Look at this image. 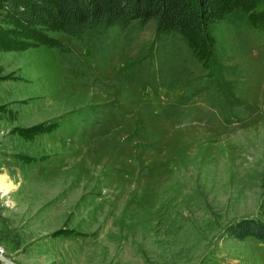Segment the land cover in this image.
<instances>
[{"label":"rangeland","instance_id":"374dc122","mask_svg":"<svg viewBox=\"0 0 264 264\" xmlns=\"http://www.w3.org/2000/svg\"><path fill=\"white\" fill-rule=\"evenodd\" d=\"M263 13L261 0L214 25L208 61L154 20L50 30L57 45L24 48L4 46L24 37L0 22L7 256L264 264V239L229 229L244 217L264 222Z\"/></svg>","mask_w":264,"mask_h":264},{"label":"trees","instance_id":"16d2710c","mask_svg":"<svg viewBox=\"0 0 264 264\" xmlns=\"http://www.w3.org/2000/svg\"><path fill=\"white\" fill-rule=\"evenodd\" d=\"M261 0H0V22L16 26L24 39L6 37L7 48L57 45L50 30L80 32L87 27H129L133 22L145 26L154 20L158 33L176 32L185 36L197 57L212 56L216 38L212 27L229 12L242 8L251 11ZM264 14V13H263ZM262 15V14H260ZM257 16L256 20H260ZM264 22V17L262 18ZM0 29L1 26H0ZM22 41L25 42L23 45ZM233 237L264 239V222L244 217L230 227Z\"/></svg>","mask_w":264,"mask_h":264},{"label":"crops","instance_id":"0c3cea01","mask_svg":"<svg viewBox=\"0 0 264 264\" xmlns=\"http://www.w3.org/2000/svg\"><path fill=\"white\" fill-rule=\"evenodd\" d=\"M30 252H31L30 250L21 251V253L19 254L20 255L19 258L12 257L11 259L14 260L15 262H18L19 264H35L36 258L34 259V257L30 255ZM51 253L52 251H47L46 253H43V255H40L41 260H44ZM0 264H3V263H0Z\"/></svg>","mask_w":264,"mask_h":264},{"label":"water","instance_id":"95a60500","mask_svg":"<svg viewBox=\"0 0 264 264\" xmlns=\"http://www.w3.org/2000/svg\"><path fill=\"white\" fill-rule=\"evenodd\" d=\"M0 217H1V213H0ZM0 262L3 264H19L18 262H15L11 258H9L7 255L1 253H0Z\"/></svg>","mask_w":264,"mask_h":264},{"label":"bare ground","instance_id":"6f19581e","mask_svg":"<svg viewBox=\"0 0 264 264\" xmlns=\"http://www.w3.org/2000/svg\"><path fill=\"white\" fill-rule=\"evenodd\" d=\"M1 184H2V183H1ZM0 187H1V189L4 190V191L6 190V192H8V191L10 190V189H9V184H6V183L0 185Z\"/></svg>","mask_w":264,"mask_h":264},{"label":"built area","instance_id":"2783aa9c","mask_svg":"<svg viewBox=\"0 0 264 264\" xmlns=\"http://www.w3.org/2000/svg\"><path fill=\"white\" fill-rule=\"evenodd\" d=\"M0 249L3 250V251H0V253L6 255V251H5V249H4L3 247H1V246H0ZM0 263H1V262H0Z\"/></svg>","mask_w":264,"mask_h":264},{"label":"clouds","instance_id":"9594fccd","mask_svg":"<svg viewBox=\"0 0 264 264\" xmlns=\"http://www.w3.org/2000/svg\"><path fill=\"white\" fill-rule=\"evenodd\" d=\"M0 251H3L2 249H0Z\"/></svg>","mask_w":264,"mask_h":264}]
</instances>
